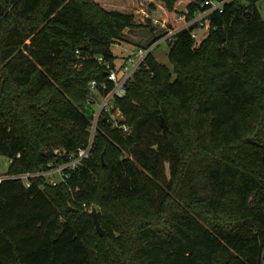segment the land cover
<instances>
[{
	"label": "trees",
	"instance_id": "1",
	"mask_svg": "<svg viewBox=\"0 0 264 264\" xmlns=\"http://www.w3.org/2000/svg\"><path fill=\"white\" fill-rule=\"evenodd\" d=\"M179 1L161 0L170 29L183 24ZM205 1H188V19ZM257 2L212 13L199 45L196 26L181 30L169 42L175 76L151 53L114 100L130 133L102 117L91 157L65 182L0 183V264H264V19ZM143 26L152 27L98 0H0L7 175L68 161L88 145L91 82L99 95L114 88L97 58L115 67V41ZM74 197L110 209L99 213L105 234L89 210L70 206Z\"/></svg>",
	"mask_w": 264,
	"mask_h": 264
},
{
	"label": "built area",
	"instance_id": "2",
	"mask_svg": "<svg viewBox=\"0 0 264 264\" xmlns=\"http://www.w3.org/2000/svg\"><path fill=\"white\" fill-rule=\"evenodd\" d=\"M237 1L240 0H207L201 3L200 8L191 19H188V10L186 9L185 13L180 14V20L183 21V24L180 27L176 29H169L162 38L156 40L146 48L133 50L128 55L125 64H123L120 68H116V66L112 67L111 63L104 62L102 57H98L97 60L99 61V63L105 65L104 67L107 71L108 80L114 83V88L107 94H101L102 102L98 103L97 108L94 107L95 113L90 127V139L88 145L85 148H80L77 152L69 154L68 161L60 163L52 162L48 165L47 168H43L37 172L24 173L20 175H6L3 177L0 176V183L7 179H19L23 181L24 185L27 188H29L31 187L33 181L37 178H44L54 186L65 182V180L69 177L68 171L81 168L84 164V161L91 157L94 146V139L98 130V123L103 116V112H107L108 115L112 116L114 127L122 128L125 133H130V128L126 124H122L123 121L117 124L116 121L114 122L113 113L116 109L114 100L116 97H123L126 94L125 85L127 81L145 63L147 57L152 53L153 48L163 40L172 42L181 30L189 29L192 26H196V28L192 31V37L196 41L198 38V27L209 30L208 17L212 13L223 12L226 5ZM97 87V82L92 81L91 88L94 92H98ZM103 88L106 89V86L103 85ZM97 102L98 101L95 98L91 101L93 105L97 104ZM57 152L61 153L60 150H57ZM58 175L60 176V180L58 178Z\"/></svg>",
	"mask_w": 264,
	"mask_h": 264
},
{
	"label": "rangeland",
	"instance_id": "3",
	"mask_svg": "<svg viewBox=\"0 0 264 264\" xmlns=\"http://www.w3.org/2000/svg\"><path fill=\"white\" fill-rule=\"evenodd\" d=\"M102 2V5L107 8H121L126 12L134 13L136 22L141 25L151 24L152 27H138L131 30H125L121 36V39L115 41L112 46V51L115 58V66L116 68H120L123 64H125L128 55L135 49L146 48L152 44L153 40L163 37L164 34L170 29L168 26V22H166L165 13L163 11L164 4L161 0H98ZM189 0H180L175 5L176 10V18L180 21V14L185 13ZM257 7L264 19V0H258ZM151 21V22H150ZM182 21V20H181ZM198 38L196 40L199 45L208 35L209 30L201 27L197 28ZM155 42V41H154ZM169 42L161 41L156 47L153 48L152 54L156 58L158 62L168 66L173 71V66L169 60ZM78 69L82 68V65L77 66ZM120 73V72H119ZM121 75V74H120ZM173 75L174 71H173ZM95 99L98 101L97 104L93 105L97 108L98 103L102 102V96L99 93L95 92ZM107 112H103V116H107ZM114 122L116 124L124 121V116L119 108L116 107L115 112L113 113ZM10 159L6 156L0 155V176H6L9 167H10ZM60 180V176L58 175ZM67 180V179H66ZM65 180V181H66ZM74 203L70 206L73 209H78L79 207L84 208L92 212L95 208L99 213L110 211V209L106 210L104 206L99 203H94L91 201H83L78 200L76 197L73 198Z\"/></svg>",
	"mask_w": 264,
	"mask_h": 264
},
{
	"label": "water",
	"instance_id": "4",
	"mask_svg": "<svg viewBox=\"0 0 264 264\" xmlns=\"http://www.w3.org/2000/svg\"><path fill=\"white\" fill-rule=\"evenodd\" d=\"M161 126H162L164 132H168L169 126L167 125V122H166V119L164 118V116H161ZM91 214H92V217L94 219V223L96 225L97 231L100 234H105L106 231L103 229V227L101 225V222H100V219H99V214H98L97 209L94 208L92 210Z\"/></svg>",
	"mask_w": 264,
	"mask_h": 264
}]
</instances>
